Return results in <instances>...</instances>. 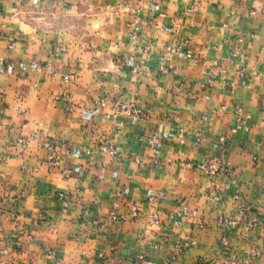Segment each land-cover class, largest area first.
<instances>
[{
	"label": "crops",
	"instance_id": "crops-1",
	"mask_svg": "<svg viewBox=\"0 0 264 264\" xmlns=\"http://www.w3.org/2000/svg\"><path fill=\"white\" fill-rule=\"evenodd\" d=\"M30 3L0 0V264H264V0Z\"/></svg>",
	"mask_w": 264,
	"mask_h": 264
},
{
	"label": "built area",
	"instance_id": "built-area-1",
	"mask_svg": "<svg viewBox=\"0 0 264 264\" xmlns=\"http://www.w3.org/2000/svg\"><path fill=\"white\" fill-rule=\"evenodd\" d=\"M195 9H196L195 7L192 8V10H195ZM142 24L144 25V23H142ZM166 51L168 53H181L182 52V50L180 48H173V47H170V46L166 48ZM191 55H192V52L189 51L188 52V56H191ZM161 69H164V63L162 61H161ZM134 72L137 73L138 72V69H135ZM240 74H241V76H243V73L242 72ZM64 79H65V81H69L70 80V77L69 76H66ZM210 79L212 81L213 74H211ZM117 111L118 112L124 111L129 116H133V115H136L138 113L137 109L133 105H126V104L119 105ZM0 118H1V114H0ZM18 144L21 145L24 148H26L28 146V142L25 141V140H23V139H19ZM44 147L47 150H51V145H49V144H44ZM99 149L101 150V152L106 153V154H109L110 156H113V157H115V156L118 155L117 150L112 145H110V144H102V145H100ZM49 160L53 164V166H56V167L59 166V161L56 158H54L53 156H50ZM3 161H4V158L3 157H0V164ZM198 168L200 170H203V171H209V172H213V173L215 172L214 166L211 165V164H208V163H199L198 164ZM60 198L63 199V195H61ZM118 218L119 217H118V215L115 212L111 213L110 219L112 221H116ZM149 221H150L149 222V226L150 227H154V226H156V225L159 224L160 218L157 215H155V214H151L149 216ZM227 223L230 226H233L234 225V223L232 221H229ZM94 225H99V223L98 222H94ZM106 226H107L106 223H104V226H103L102 229L105 230ZM222 243L226 247L229 244L228 240H226V239H223ZM178 254H179V252L177 250L176 251V255H178ZM175 259H176V257H175ZM248 263L249 262H246L245 264H248ZM226 264H232V263H230L229 260H228Z\"/></svg>",
	"mask_w": 264,
	"mask_h": 264
},
{
	"label": "clouds",
	"instance_id": "clouds-1",
	"mask_svg": "<svg viewBox=\"0 0 264 264\" xmlns=\"http://www.w3.org/2000/svg\"><path fill=\"white\" fill-rule=\"evenodd\" d=\"M33 5H34L36 8H39V5L37 4V0H31V3H30L29 5H27L26 7H28V8H32ZM9 11H10V12H15L16 9L10 8ZM35 14H36V13H34V12H32V11H30V12L28 13L29 16H34ZM90 14H91L90 12H86V13H85V15H90ZM18 15H20L22 19H26V18H27V17L24 15L23 12L18 13ZM17 23H19V21H17ZM102 24H103V20H100L98 23H96L95 25H93V27H95V28H99V27H101ZM24 30H25V31H28L27 28H25Z\"/></svg>",
	"mask_w": 264,
	"mask_h": 264
}]
</instances>
